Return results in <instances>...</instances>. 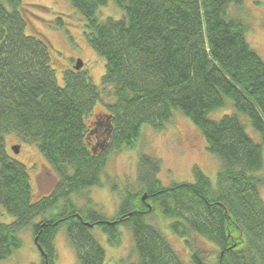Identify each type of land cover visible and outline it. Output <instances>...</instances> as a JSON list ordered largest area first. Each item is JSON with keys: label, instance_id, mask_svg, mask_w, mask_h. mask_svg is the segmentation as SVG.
<instances>
[{"label": "trees", "instance_id": "16d2710c", "mask_svg": "<svg viewBox=\"0 0 264 264\" xmlns=\"http://www.w3.org/2000/svg\"><path fill=\"white\" fill-rule=\"evenodd\" d=\"M111 1L69 0L84 19L86 41L105 60L96 85L83 68H67L60 84L47 44L25 32L22 1L0 0V207L13 217L0 221V260L22 245L19 232L29 228L37 264H55L54 239L62 228L76 264H115L104 262L93 229L117 246L121 225L137 255L129 264H187L148 221L158 210L184 239L192 264H264L258 188L264 186V60L246 39L248 24L231 14L243 0ZM108 2L123 14L100 20L98 9ZM106 93L113 102L104 100ZM228 100L235 112L209 117ZM96 104L108 113L111 131L93 152L87 135ZM176 110L199 128L218 159L214 182L196 167L193 181L163 185L160 159L141 153L137 186L121 189L112 216L90 198L77 206L74 196L102 183L109 151L133 146L142 124L158 128ZM7 133L35 145L53 169L47 194L33 196L27 167L6 151ZM197 237L215 252H202Z\"/></svg>", "mask_w": 264, "mask_h": 264}, {"label": "rangeland", "instance_id": "374dc122", "mask_svg": "<svg viewBox=\"0 0 264 264\" xmlns=\"http://www.w3.org/2000/svg\"><path fill=\"white\" fill-rule=\"evenodd\" d=\"M22 13L26 21V34L35 35L47 44L51 65L55 69L58 82L62 83V72L73 69L75 59H82V67L87 70L91 79L99 85L104 72L105 60L96 54L85 39L84 19L71 7L69 0H21ZM111 1V0H110ZM112 2V1H111ZM108 2L98 9L97 17L103 20L107 16L118 18L123 11ZM231 14L240 17L248 24L246 39L250 46L264 60V0H243L241 9L230 8ZM62 21V22H61ZM104 100L113 102L112 95L103 96ZM103 106L95 105V112L101 113ZM235 112L231 101L224 108L209 113L212 119H219L225 113ZM98 114V115H99ZM247 131L254 140H259L249 119L239 113ZM19 144L17 153L11 149ZM7 153L25 164L28 169L35 198L47 194L55 183V173L45 157L33 144L21 142L14 133L5 135ZM141 153L159 158L161 162L157 177L163 185L171 182L193 181V168L199 167L212 182L219 166L218 159L206 149L205 139L199 128L183 113L176 110L173 116L158 128L149 124L141 125V134L133 146L109 151L102 174V183L93 186L83 193L74 196L77 206H83L85 199L106 216H112L117 208L118 194L125 186H137V160ZM259 192L264 200V186L259 185ZM149 222L157 225L187 264H192L189 249L184 239L171 232L168 227L170 218L163 216L158 210L147 216ZM13 217L0 207V221L9 223ZM121 241L117 246L110 245L106 235L98 228L93 233L105 251V263L129 264L136 261L131 234L124 226H119ZM22 245L14 249L0 264H37L40 253L34 244L32 232L25 228L19 232ZM204 253L215 252L213 245L202 238L194 239ZM56 247L55 264H76L74 252L68 244L63 229H59L54 239Z\"/></svg>", "mask_w": 264, "mask_h": 264}, {"label": "flooded vegetation", "instance_id": "af4514ba", "mask_svg": "<svg viewBox=\"0 0 264 264\" xmlns=\"http://www.w3.org/2000/svg\"><path fill=\"white\" fill-rule=\"evenodd\" d=\"M98 114L99 113L97 112H93L91 118L89 119L87 135L89 144L91 146H95L96 151L98 148H102L100 147V144H106L111 131V125L109 123L110 118L108 113L105 111H101V113L99 115ZM52 187L50 188V190L52 189Z\"/></svg>", "mask_w": 264, "mask_h": 264}, {"label": "water", "instance_id": "95a60500", "mask_svg": "<svg viewBox=\"0 0 264 264\" xmlns=\"http://www.w3.org/2000/svg\"><path fill=\"white\" fill-rule=\"evenodd\" d=\"M82 67V59L81 58H77L75 59V63L73 65V68L74 69H80ZM104 144H100V147H103ZM92 151L95 152L96 151V147L95 146H92ZM11 149L14 153H17L18 152V149H19V144H13L11 146ZM145 198V193L142 195V199Z\"/></svg>", "mask_w": 264, "mask_h": 264}]
</instances>
